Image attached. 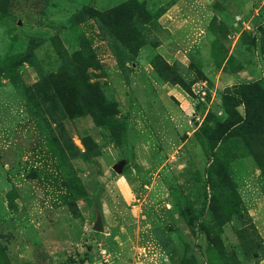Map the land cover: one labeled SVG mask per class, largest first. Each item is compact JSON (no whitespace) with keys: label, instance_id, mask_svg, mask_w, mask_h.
<instances>
[{"label":"rangeland","instance_id":"1","mask_svg":"<svg viewBox=\"0 0 264 264\" xmlns=\"http://www.w3.org/2000/svg\"><path fill=\"white\" fill-rule=\"evenodd\" d=\"M0 264H264V0H0Z\"/></svg>","mask_w":264,"mask_h":264},{"label":"water","instance_id":"2","mask_svg":"<svg viewBox=\"0 0 264 264\" xmlns=\"http://www.w3.org/2000/svg\"><path fill=\"white\" fill-rule=\"evenodd\" d=\"M93 227L95 230H101L102 229L100 217H97L96 222H95Z\"/></svg>","mask_w":264,"mask_h":264}]
</instances>
